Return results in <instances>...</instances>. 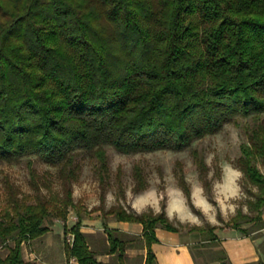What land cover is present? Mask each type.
<instances>
[{"label": "trees", "instance_id": "1", "mask_svg": "<svg viewBox=\"0 0 264 264\" xmlns=\"http://www.w3.org/2000/svg\"><path fill=\"white\" fill-rule=\"evenodd\" d=\"M229 123L246 136L237 167L257 193L248 201L255 215L238 210L226 226L251 237L264 229V0H0V165L25 162L32 189L3 178L0 248L8 252L0 264H29L24 246L39 242L49 221L66 222L70 210L77 221L64 225L66 264H104L81 231L86 210L73 197L78 158L89 155L104 186L106 147L182 151ZM191 155L204 175V156L197 149ZM35 160L49 169L40 173ZM116 177L122 187L121 169ZM133 179L134 193L146 188L139 165ZM179 186L192 208L183 175ZM103 214L119 264H126L127 241L106 216L141 225L143 264H157V228L180 232L165 211L114 206ZM217 228L189 229L201 235L190 247L195 264L202 248H209L203 264H232Z\"/></svg>", "mask_w": 264, "mask_h": 264}, {"label": "rangeland", "instance_id": "2", "mask_svg": "<svg viewBox=\"0 0 264 264\" xmlns=\"http://www.w3.org/2000/svg\"><path fill=\"white\" fill-rule=\"evenodd\" d=\"M237 120L242 124L250 123L247 119ZM245 141L246 136L243 129L229 123L219 133L196 140L189 148L182 151L157 150L124 154L111 147H106L110 177L104 186L100 184L95 174L93 160L89 155L82 154L78 158L81 171L79 180L73 187V197L75 201H80L86 210L82 212L84 216L82 224L84 223L83 227L90 232V234H86L87 241L97 258L106 261L103 262L104 264H119L118 255L109 253L110 247L103 227V212L114 206H121L128 212L135 213L150 210L160 213L166 212L167 207L174 208L176 213L171 216L170 221L179 227L183 236L191 241V245L200 243L201 239L200 234L191 235L189 233L192 226L210 224L218 228H225L227 227L226 223L236 215L238 210H242L245 214L255 215L250 211L248 201L253 200L257 189L247 183L237 167V160L241 155V144ZM193 149L199 150L205 158L208 171L204 175H200L193 162L191 155ZM136 165L143 169L147 182L146 188L139 193L133 192V169ZM258 166L264 173V164L260 163ZM34 167L40 173L49 169L38 160H35ZM119 169H121L122 187L116 179ZM180 169L182 173L179 172ZM5 175H8L24 192L32 191L25 162L0 165V193ZM180 175H183L190 188L192 208L179 186ZM206 182L209 183L207 189L204 186ZM123 191L124 194H122ZM105 219L109 227L117 226V221L113 216L108 215ZM76 221L75 211L70 210L66 222L57 219L48 222L51 228H57V232H61L55 233L59 234V238L55 237L56 239H54L56 242H54L53 255L56 261L65 264L66 259L63 254L66 235L63 228L64 225H72ZM244 227L251 230L256 225L246 223ZM130 231L132 233H122L121 235L122 239L127 241L125 263L143 264L145 250L140 229L132 228ZM251 237L261 238L259 248L264 254V229L251 233ZM9 244L13 245L12 242ZM35 244L34 248L41 251L42 239L40 243ZM199 245L202 246V244ZM29 247L26 245L28 250ZM58 249H60V253ZM199 251L204 252V256L198 255L197 260L203 264V259L208 257L209 248H202ZM7 252L6 248H0L1 256L4 257ZM71 264H77V262L72 260Z\"/></svg>", "mask_w": 264, "mask_h": 264}, {"label": "crops", "instance_id": "3", "mask_svg": "<svg viewBox=\"0 0 264 264\" xmlns=\"http://www.w3.org/2000/svg\"><path fill=\"white\" fill-rule=\"evenodd\" d=\"M165 213L171 220V216L176 213V210H174V208L167 207ZM262 219L264 221V212ZM73 224L74 223H72V225ZM72 225L67 224V227L70 228ZM84 225L85 224L83 223L81 231L85 234H90V232L83 227ZM116 225L117 226L111 228L117 229L122 233H132L130 231L132 228L140 229L139 232L142 231L141 225L135 223L117 222ZM55 233L61 232H57V228H51L50 231L41 238L43 244L41 251L35 249V246L29 247V250L26 248V245L24 246V258L27 262H29V264H64L54 259V242H56L54 239L59 238V234L56 235ZM190 234L192 235L195 233ZM216 234L221 241V248L225 250L232 264L257 263L260 259L264 261V254L261 253L259 248L261 240L260 237L252 238L243 236L238 230L231 227H219L216 229ZM156 236L158 242L154 243L152 248L157 257V264H195L190 250L192 243L188 238L183 236L181 231L172 232L162 228H157ZM58 252L60 253V249H58ZM145 254L146 250L144 256ZM64 255L65 253L63 256ZM102 262L106 261L102 260ZM217 263L218 262H213L210 264Z\"/></svg>", "mask_w": 264, "mask_h": 264}, {"label": "built area", "instance_id": "4", "mask_svg": "<svg viewBox=\"0 0 264 264\" xmlns=\"http://www.w3.org/2000/svg\"><path fill=\"white\" fill-rule=\"evenodd\" d=\"M67 242L70 244L73 242V236L71 234L67 235Z\"/></svg>", "mask_w": 264, "mask_h": 264}]
</instances>
